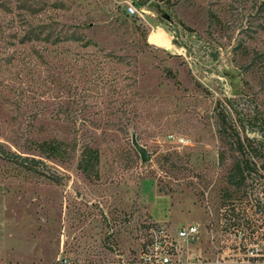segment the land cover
<instances>
[{
  "label": "rangeland",
  "instance_id": "1",
  "mask_svg": "<svg viewBox=\"0 0 264 264\" xmlns=\"http://www.w3.org/2000/svg\"><path fill=\"white\" fill-rule=\"evenodd\" d=\"M39 27L96 46L20 42ZM221 109L242 137L264 121V0H0V145L67 149L46 161L55 182L0 158V264L127 253L155 225L189 224L192 252L264 264V204L248 202H264V176L228 185ZM84 145L94 180L77 169Z\"/></svg>",
  "mask_w": 264,
  "mask_h": 264
},
{
  "label": "trees",
  "instance_id": "2",
  "mask_svg": "<svg viewBox=\"0 0 264 264\" xmlns=\"http://www.w3.org/2000/svg\"><path fill=\"white\" fill-rule=\"evenodd\" d=\"M21 43L43 42L46 44L57 45L65 42H80L83 46H96L90 41L83 42L82 39L73 32L70 34L54 33L46 30L45 27H39L37 30H28L23 34ZM92 44V45H89ZM218 132L227 142L231 149L236 153V159L228 174V185L236 189L247 188L253 184L256 177L264 176V121L259 120L256 136L249 137L246 134L243 137L240 131L244 129V124L233 121L228 113L223 109L218 111ZM31 150L36 156H21L11 151H5L0 145V158L15 164L24 170L36 175L45 177L55 182V178L47 175L46 161H63L67 157V149L64 143L55 140H43L34 142ZM99 163V153L96 148L84 145L80 149L77 169L88 180L97 178V167ZM225 194L226 191H225ZM252 207L260 208L264 202L258 199H249ZM233 210V205L231 204ZM241 223H238L240 225Z\"/></svg>",
  "mask_w": 264,
  "mask_h": 264
},
{
  "label": "built area",
  "instance_id": "3",
  "mask_svg": "<svg viewBox=\"0 0 264 264\" xmlns=\"http://www.w3.org/2000/svg\"><path fill=\"white\" fill-rule=\"evenodd\" d=\"M128 12L133 13V9L128 8ZM197 239L198 229L194 224L179 227L175 235L167 233L165 226L155 225L138 250L121 253L113 248L102 255L85 256L62 250L48 264H224L220 259L192 252L191 246Z\"/></svg>",
  "mask_w": 264,
  "mask_h": 264
},
{
  "label": "water",
  "instance_id": "4",
  "mask_svg": "<svg viewBox=\"0 0 264 264\" xmlns=\"http://www.w3.org/2000/svg\"><path fill=\"white\" fill-rule=\"evenodd\" d=\"M133 146H134L136 152L139 154L140 160H141L142 163H145V162L149 161V155H148L147 151L144 148H142L136 142H133Z\"/></svg>",
  "mask_w": 264,
  "mask_h": 264
},
{
  "label": "bare ground",
  "instance_id": "5",
  "mask_svg": "<svg viewBox=\"0 0 264 264\" xmlns=\"http://www.w3.org/2000/svg\"><path fill=\"white\" fill-rule=\"evenodd\" d=\"M162 40L164 45H168V41L166 39L163 38Z\"/></svg>",
  "mask_w": 264,
  "mask_h": 264
}]
</instances>
